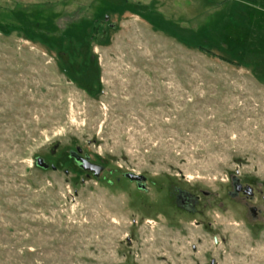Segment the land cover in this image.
<instances>
[{"label": "rangeland", "instance_id": "rangeland-1", "mask_svg": "<svg viewBox=\"0 0 264 264\" xmlns=\"http://www.w3.org/2000/svg\"><path fill=\"white\" fill-rule=\"evenodd\" d=\"M0 264H264V0H0Z\"/></svg>", "mask_w": 264, "mask_h": 264}, {"label": "flooded vegetation", "instance_id": "flooded-vegetation-1", "mask_svg": "<svg viewBox=\"0 0 264 264\" xmlns=\"http://www.w3.org/2000/svg\"><path fill=\"white\" fill-rule=\"evenodd\" d=\"M79 165H80V163H79ZM87 172L92 173L90 171H87ZM127 174L128 173L123 174V176L121 178L126 179L131 183H134L139 190L146 191L145 184L148 180V178L146 176H144L145 179H143L142 181H136V180H131L127 176ZM170 185H172V184H170ZM247 188H249V186H243L242 183H240V182H238L235 186V189L238 193H244L247 197H253L254 196L253 189L250 187L251 188V191H250ZM169 193H170V197H171V201H172L173 205H175V207L177 208L176 210H181L183 208V209H185V211H187L188 214L192 213L194 211H198L202 201L211 200V198H212L211 193H209L207 191H202V194H200V195L196 194L195 195L191 191H186L184 189H181L180 187L177 188L174 186L172 187V189H170ZM149 223H151V222H149Z\"/></svg>", "mask_w": 264, "mask_h": 264}, {"label": "trees", "instance_id": "trees-1", "mask_svg": "<svg viewBox=\"0 0 264 264\" xmlns=\"http://www.w3.org/2000/svg\"><path fill=\"white\" fill-rule=\"evenodd\" d=\"M236 28H237V30H236V32L234 33V35H233V37H232V33H230L231 35H228V36H226L224 39H222V42L224 43V44H229L230 46L232 45V47L234 48V50H228L229 51V53L231 54V53H236L237 54V52H238V50L241 48V46H244L245 44H247L248 45V42H251V38L249 37V35H250V29H251V26L249 27V26H247L246 27V25L245 26H237L236 25ZM235 28V29H236ZM241 29H243V31L241 32ZM242 33H244V35H242ZM246 33V34H245ZM246 35V36H245ZM250 38V39H249ZM253 40V39H252ZM244 44V45H243ZM241 50V49H240ZM206 51H208V52H210L211 54H216V53H214L213 51H211V50H209V49H206ZM240 52H242V51H239L238 53H240ZM67 54H69V53H67ZM242 55H243V52H242ZM221 59H223V60H225V61H228V62H232V63H235V64H237L236 63V61H234L231 57H229V56H223V55H218ZM234 56H236L235 54H234ZM245 56V55H244ZM240 60H242L243 62H244V64L245 65H247V64H249L248 62H246L245 63V61H244V57H242ZM90 64H89V67H92L93 65H94V60L91 58V60H90ZM85 63V62H84ZM83 63V64H84ZM74 64L75 65H79L78 67H76L74 70H77L78 71V69H80V68H82L83 69V64L82 63H80L79 61H77V60H75L74 61ZM257 66H255L254 68H256ZM55 166V165H54ZM56 167V166H55ZM170 186H172V185H170ZM173 187V186H172ZM172 187H169L168 189L170 190V189H172Z\"/></svg>", "mask_w": 264, "mask_h": 264}, {"label": "water", "instance_id": "water-1", "mask_svg": "<svg viewBox=\"0 0 264 264\" xmlns=\"http://www.w3.org/2000/svg\"><path fill=\"white\" fill-rule=\"evenodd\" d=\"M70 155L80 163V166L83 170L85 171H90L94 174V176L99 177L100 174L104 171V166L96 164V163H92L88 158H85L81 155L80 151H75L72 150L70 151ZM36 163L38 166L44 168V169H48L50 167V164L47 163L45 161L44 158L42 157H38L36 159ZM53 169H56V167L54 165L51 166ZM127 176L131 179V180H136V181H142L143 179H145V177L143 175H137L134 173H128ZM251 191V188H247Z\"/></svg>", "mask_w": 264, "mask_h": 264}]
</instances>
